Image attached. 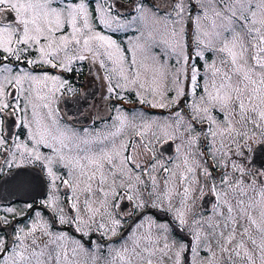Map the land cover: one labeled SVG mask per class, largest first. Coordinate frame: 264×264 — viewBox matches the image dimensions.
<instances>
[{
    "label": "snow or ice",
    "instance_id": "obj_1",
    "mask_svg": "<svg viewBox=\"0 0 264 264\" xmlns=\"http://www.w3.org/2000/svg\"><path fill=\"white\" fill-rule=\"evenodd\" d=\"M217 3L223 8L213 10L207 30L201 27L200 16L191 18L195 33L189 41L184 0L173 5L175 16L171 20L136 0L126 18L114 12V3L109 0H0V149L5 153L6 166L12 169L40 162L52 189L43 206L51 209L59 223L72 225L82 237L97 232L111 239L119 234L125 216L146 206L171 215L175 223V234L169 223L151 219L146 234L139 231L143 223L130 225L124 243L118 248L108 247L105 264H218L220 259L226 264H264V179L255 197L237 199L235 206L226 199L229 191L247 195L241 187L242 177L254 167L250 162L257 145L264 152V0ZM203 18L208 19L207 13ZM129 29L136 35L128 39L127 46L114 38ZM207 51L217 54L219 64L215 60L208 63ZM196 60L204 61L202 83ZM83 61L103 69L107 90L117 99L126 100L117 89L124 91L131 86L141 104L175 107L171 123H163V135L152 132V138L144 142L156 121L140 114L129 116L121 108L116 109L115 131L104 135L92 137L60 125L52 108L55 95L65 88L70 93L74 89L61 76L47 72L37 75L36 71L50 68L72 72L73 65ZM48 82L52 87L44 91L41 85ZM40 107L47 110L48 122L38 112ZM29 108L31 121L27 119ZM217 114H222V119ZM9 117L13 118L10 127H15L19 118L27 128V141H20L18 136L13 141L6 127ZM197 122L207 124L215 149L213 159L217 153L228 155L221 152L225 139L237 145L229 151L242 157L243 163L224 165L240 174L235 183H229L230 176L225 173L220 184L227 185V190H218L210 183L212 173L196 159L203 153L186 152L182 172L177 171L181 164L169 168L155 161V145L161 141L181 138L188 148H195L200 139ZM129 127L139 137V151L136 142L130 145V138L118 141ZM9 141L13 147H5ZM42 147L50 154L42 152ZM56 166L67 169L66 178L54 171ZM157 168L165 174L162 188L152 174ZM256 174L264 177L259 170ZM23 175L9 174L5 183L24 186ZM57 181L69 190L67 207L76 213L68 219L56 193ZM248 187L255 190L256 182L249 181ZM206 191L227 207V216L218 211L222 228L211 218H197L196 204ZM177 194L180 200L174 204ZM36 216L27 231L17 229L7 241L0 237V264H79L75 257L89 249L67 233L53 232L55 221L49 223L39 212ZM4 223L6 219L0 218V227ZM69 244L73 245L71 256ZM91 244L95 261L103 243ZM202 251L206 255H201Z\"/></svg>",
    "mask_w": 264,
    "mask_h": 264
},
{
    "label": "rangeland",
    "instance_id": "obj_2",
    "mask_svg": "<svg viewBox=\"0 0 264 264\" xmlns=\"http://www.w3.org/2000/svg\"><path fill=\"white\" fill-rule=\"evenodd\" d=\"M150 1H152V0H150ZM199 1H200L201 12L199 13L200 15L199 14L198 15L201 17V27L203 29L207 30L208 26L210 25L211 20L214 17V11L213 10L214 9L215 10H219V9L223 8V5L217 3V0H199ZM68 2L71 3L72 1L68 0ZM152 2L155 4L154 1H152ZM138 3H143L146 8L151 9L152 12L156 13L155 6L149 4V0L142 1V2L139 1ZM184 3L186 5L185 22H186V24L188 26L187 35H188V38H189V33H191V32L195 33V29L194 30L190 29L189 22H188V20H189L188 16H189V14L191 12L190 2H189V0H184ZM120 13L123 15L122 18H126L129 12L121 11ZM205 13H207V16H208L207 20H205L203 18ZM156 14L159 17H167L169 20L174 18V17H170L168 14H164V15H159L158 13H156ZM217 22L219 23V20ZM156 27L158 29L160 28L159 25H157ZM194 33H192V34L194 35ZM134 35H136V33L133 30L129 29L127 32L116 33L114 38L118 39L119 41L124 42V45L127 46L128 39L132 38ZM189 41H190V39H189ZM189 50H191V49H189ZM205 56H206V58L208 60V63H211L212 61L215 60L217 62V64H219V60H218V57H217L216 53H213L211 51H207V52H205ZM87 62H89V61L77 62L76 64L73 65L74 70H78L80 72H83V69L80 68V67H85V68L88 67ZM196 64L201 69L202 75L200 77V80H201V83H202L203 80H204L203 72L205 70L204 61L203 60H196ZM90 65H91V67L93 69L92 73H91V77H90V81L93 82V86H92L93 89H92L91 93H93L95 90H97V94L99 93V96H100V101H99V103L97 105L94 106V110L100 116L105 117V116L111 115L110 111H113V114L111 116L116 117V115H117L116 109L117 108H121L129 116H131L133 114H140V115H143L146 118H149V119H152V120L156 121V123H154L152 125L151 129L148 131V133L146 135V138L148 140H150L152 138V132H156L158 135H163V128H162L163 123L165 121L171 123V121L173 119L172 114L176 111L175 107L168 106V107H164V108H160V107L153 108L147 103H145V105H141L140 99L137 97L135 90H133V88L131 86H130V88L128 90H124V91H121L120 89L116 90L117 92H120V94L122 96L126 97V100H119V99L116 98V96L114 94H111V93L108 92L107 89L109 87V83H108L107 80L102 78L104 76L103 69H101L96 64L90 63ZM41 70H44L45 72H48L51 75L61 76L62 78L67 79L69 81L68 78L63 77V74H62L63 72L61 73V71H58V72H55L54 70L50 71V68H45V69H41ZM44 71L40 72L39 70H37L36 74L37 75H41V74L44 73ZM114 82L115 81H113V83ZM51 87H52L51 82H48V84L46 86L43 85V84L41 85V88L44 91H47ZM75 91L76 90L74 89V91H72V92H75ZM198 91H200V90L198 89ZM198 94H199V92H198ZM62 95H65V90H63V91L61 90V92L56 93L55 102L52 104V108L54 109V117L56 118L57 122L60 125H62V124L59 122V119H60L59 117L65 115V111L62 114L60 109H61V107L64 109V102L66 100V99L63 98ZM96 97H97V95L95 96V99H96ZM191 100H192L191 96L187 97V101L191 102ZM92 101H94V99ZM20 102L23 103V98L21 99ZM34 102H36L37 104L41 103L39 101H34ZM60 103H62V104L60 105ZM151 108H153V110H155V111L147 112L148 110H151ZM162 109H163V111H162ZM38 112L41 113V115H44L45 116V122H48L47 118H46L47 110L43 109L42 107H40V108H38ZM162 112H164L166 115H163ZM217 115L222 119V114H217ZM27 119L29 121H31V119H32L31 108H29V111L27 113ZM114 122H115V119H114L112 124L104 123L101 126V129H99L97 131L89 130L90 131L89 134L92 137H95L97 133H99L101 135H104L106 133L115 131V127L113 126L115 124ZM204 125H207V124L206 123L202 124V123H199V122H197L195 124L196 133L200 137L199 143L195 146V148H191V149L188 148L186 142L183 141L181 138L169 139V140H167V142L172 141L174 143V145L177 147V149H179V150H177L178 152L175 155L173 161L167 162V160H166L167 157H164L166 154L162 156L159 153L160 151H157L156 147H155V153L157 152V156L155 157V161H158V162L168 166L169 168H174V166L176 164H181L180 169H177V171L178 172H182L183 171V165H182L181 162H182V160L184 158L185 153L188 152V151H192V152H197L198 151L199 153H201L199 148H200L201 143H202V136L205 135V134H207L208 137L210 136L209 132H206V131L203 130ZM62 126H64V125H62ZM182 131H183V129H181V132ZM133 135H134V131H133L132 127H129L127 129H125L123 134L118 138V141L121 140V139H128V138L131 139ZM216 139H217V143H218L220 138L217 137ZM167 142H164V143H167ZM242 142L243 141H241V143ZM161 143H163V141H161ZM161 143H159V144H161ZM208 144H209V147L211 149V154H212V152L215 149H214V146H213V143H212V137L211 136H210V142ZM236 147H237L236 144L230 143V142L227 141V139H225V147H224V149L221 150V152H227L228 155L227 156H222L220 153H217V156H216L217 159H218V163H219L220 167L223 169V174H221V173H219V174L222 176V178H224L225 173H228L229 176H230L229 183H235L237 178L240 176V174L237 173V172H233L230 167H225L224 165L225 164H230L233 161H235L238 164H242L243 163L242 157H240L238 155H232V152L229 151V149H233L234 150V149H236ZM137 151H139V146L138 145H137ZM196 159H199L200 163L204 167H207L208 170L210 171V166L207 164V161L204 160L203 156H198V157H196ZM146 160H147L146 156L142 157V169H143V167L145 165ZM244 166H245L246 169H248L247 165H244ZM54 171H56L57 174L60 175L61 177L66 176V173H67V169H64V168L59 167V166L54 167ZM161 172H162V169L157 168L155 170V172H153L152 174L156 176V179L158 181V187L162 188L163 185L160 184L162 182V174H161ZM200 179H201V183H203V176L202 175L200 176ZM242 179H243V184L241 185V187H242L243 191L247 193V195L246 196L243 195L240 191H229L228 192V196L226 197V199L231 204H233V206L236 205V200L237 199H243V200L247 201L249 199V197H255L256 193L259 191L260 182L258 181V178L254 175V172L251 171V169H248L245 172V174L242 177ZM248 179H250V181H255L256 182L255 190H253V189L248 187V182H247ZM211 180H212V178H211ZM177 183H178V180H177ZM216 186H217L218 190H227V185H221L220 183H218ZM94 187H95V185H94ZM206 194H207V191L205 192V195ZM98 195L99 194L94 196L93 199H97ZM145 195H147V189L145 190ZM82 200H83V196H81V201ZM179 200H180V196L177 194V195L174 196L173 203L174 204H178ZM199 201L200 200L197 201L196 209H195V211L197 213V218H203L204 220H208V219H206L205 217H203L201 215L203 212L200 209ZM125 204H126V202H125ZM81 207H82V203H81ZM121 207L123 208L124 205L122 204ZM147 208H148V206H146L142 211H138L137 212V213L143 212V213H141L143 215L142 216L143 219H142V221H140V223H143L144 227L139 229L141 234H146L147 233V230H148L147 221H148V219H151V220H153V221H155L157 223H169L172 226V228L174 230V234H175V227L176 226H175V223H174L171 215L166 214L164 212H161V211H159L158 209H155V208H154L155 209V213H153L154 215L153 214L146 215L144 213V210H146ZM129 209H130V207H129ZM38 212L41 214L43 219H45L41 211L35 212V214L29 220L26 221L27 223H24L22 225V227L25 229V231L28 230L27 226L30 225L33 221H35L37 219L36 213H38ZM223 212H224V215L227 216V207L226 206H224ZM127 217L128 216H125L123 218L124 222L122 224L121 230L124 229L127 226L126 225L127 224V219H126ZM97 220H99V217H97ZM217 223L221 225V228L223 227V218L221 216H219V215H218L217 220L215 221L214 224H217ZM197 227H199V225H197ZM205 229H207V225H205ZM152 231L155 232L156 231L155 228H153ZM219 231H220V229H217V232H219ZM238 231H239V229H238ZM53 232L66 233V232H62V231H57L56 229H54ZM93 233L94 232H92L91 234H93ZM119 233H120V231H119ZM67 234L69 236L73 237L75 240H79V241L82 242L81 238L75 237V236L71 235L70 233H67ZM90 235L84 237L87 240V242L85 244L82 242L84 244L85 248L89 249V251L88 252H80L75 257L76 261H78L79 264H105L106 256L103 255L102 249L100 250V252L95 253L96 259H95V261L93 260L92 253H93V250H94V245H92V244L89 245L90 244V241H89ZM225 235H227V230H225ZM116 236L118 237L119 234L116 235ZM237 239H239V236H237ZM95 242L97 243V241H95ZM122 243H124V240L121 241L119 243V245H117L115 247H117V248L120 247V245ZM142 244H143V242H142ZM72 247H73V245H71V244L68 245L70 256H71V248ZM213 247L215 248V241H213ZM249 247H251L250 244H249ZM107 252H108V247H107ZM218 258H219V253H218ZM166 264H170V261H166ZM218 264H226V261L220 259L218 261ZM257 264H259V261H257Z\"/></svg>",
    "mask_w": 264,
    "mask_h": 264
},
{
    "label": "flooded vegetation",
    "instance_id": "obj_3",
    "mask_svg": "<svg viewBox=\"0 0 264 264\" xmlns=\"http://www.w3.org/2000/svg\"><path fill=\"white\" fill-rule=\"evenodd\" d=\"M139 1L142 2V1H146V0H136L137 3ZM152 1H154L155 4ZM152 1L149 0V4L155 6V11L159 15H164V14L169 15L171 13V16L169 15L170 17L175 16V13L173 11V5L177 2V0H152ZM109 2L114 3V12H117V11L118 12H121V11L131 12L132 7H133V0H109ZM189 2H190V6H191V12L188 16V18H189L188 22H189L190 29L194 30L195 26H194L193 20L191 18L196 17L201 12L200 1L197 2V0H189ZM192 33H194V32L189 33V39L190 40H191V37L193 36ZM87 65H88V67H86V68L80 67L83 69V72H80L78 70H74L72 72H63V73L61 72L63 74V77H66L69 79L70 86L76 90L75 92L70 93V92H68L67 88L63 89V90H65V95H62L64 99L74 98V97H84V96H88L89 98H91L92 96L94 97L97 95L96 99L94 97V101H92V100L87 101V103H90L89 106L78 117L71 115V114H74L76 112L75 109H77V107L76 108L70 107L69 110H66L65 107H64V109L62 107L60 109L62 114L65 111V115L59 117L60 118L59 122L62 125L68 126L69 128L75 130L76 132H78L80 134H84L85 132L89 133L90 132L89 130L97 131V130L101 129V126L104 123L112 124L114 119H115L114 116H111L113 114V111H110L111 115L103 117V116H100L94 110V106L97 105L100 101V96H99V93L97 94V90H96V95H95V93L90 94V92H92V89H93L92 88L93 82L90 81V77H91V73H92L93 69H92L89 62H87ZM51 70H54L55 72L59 71L56 69H50V71ZM39 71L41 72L44 70L39 69ZM187 102L189 103L190 101H187ZM181 103H182V105L185 104V100H182ZM61 104L62 103H60V105ZM143 105H145V104H143ZM153 111H155V110H153V108H151V110H148L147 112H153ZM162 111H163V109H162ZM162 114L166 115L164 112H162ZM79 120H82L83 122H81V123L76 122ZM114 123H116V121ZM203 130L208 132V128L203 129ZM17 136L19 137L20 141H27V139H28V130L26 127L22 126L19 123V118H17V120H16V126L14 128V133L12 134L13 141L16 140ZM210 136L208 137L207 134L202 136V143H201L199 150L201 153L204 154L203 155L204 157H206V158L210 157V159L208 160V164L210 165V172L212 173V180H210V183L217 185L218 183H220V181L222 179V176L219 173L223 174V169L220 167L217 157L215 159H213V156L211 154V149H210L209 144H208L210 142ZM134 141L137 143L138 146L140 145L139 137H136L135 135H133L132 138L130 139V145H131V142H134ZM147 141H148V139L145 137L144 142H147ZM163 143L155 145L157 151H159L160 148L165 144V143L164 144ZM212 143H213V139H212ZM5 147H13L12 142L9 141ZM175 149L177 150L176 146H175ZM41 151L44 152L45 154H50V150H48L46 148L42 147ZM156 156H157V152L155 153V157ZM5 159H6V156H5L4 151L2 149H0V167L3 168V175H0V181L8 173L21 169V173L24 174L22 179H24L27 182L24 186H22V188H25V187L33 188L32 186L35 185V181L38 182V177L34 181V179L30 178L29 175L26 174L27 169H32V170H35V172H41V174L43 176L42 177L40 175L42 178L41 184H43V178H44V182H45L46 187H47V193H46L45 197L37 198L36 200L30 201V202L16 200V199H21L20 196H19L20 198H13V199L10 198L9 201H12V202H10L8 204L3 203V201H4V200H2L3 195L0 194V218L6 219V223H4L2 227H0V237H3L6 241L10 237H14L17 233V229L23 228L22 225L24 223H27L26 221L29 220L35 214V212L41 211L45 220L49 221V223H52L53 221H55V223H52V228H51L52 231H54V229H56L57 231L70 233L71 235H73L75 237L81 238L82 242L85 244L87 242L86 238L82 237L80 233L76 232L75 228L72 225H70L68 223H64V224L59 223L58 218L53 215L51 209H47L43 206L42 201L48 199V197L51 195L52 189L50 187V178L47 176L46 171L43 168V166L41 165V163L40 162H34L31 164L23 163L22 165L20 164L19 167H13L12 169H9L5 164ZM166 160L168 161V158H166ZM17 163H20L19 159H17ZM250 163H252V160ZM149 167H150V165H149ZM250 169H251V171L254 172V175L258 178V181L261 183V180L264 179V177H258L256 173H257V170H259L261 172H263V171L258 169V168H255V167L254 168L252 167ZM64 177L66 178V176H64ZM249 181H250V179L247 180V182H249ZM160 184L163 185V182H161ZM12 185H13V183H12ZM37 189H38V186L36 185L35 186V192L33 190L32 192H30V194H27L26 190L22 189L23 192L25 193V195H23V196L25 198H28V197H30L31 194L33 195V193H35V195H36ZM56 193H57V196L59 197V199L61 201V206L64 208V212L67 214L66 219L76 215L75 210H70L67 207V204L69 202L70 193H69V190L66 189L63 186V184L60 183V181H57ZM207 196H212V195L206 194L203 197V199ZM212 197H214V196H212ZM203 199L199 201L200 209L203 212L201 215L203 217H205L206 219L211 218L212 219L211 222L215 223V221L217 220V217H218V211H223L224 205L222 204L221 201H217L215 198L214 202H212L210 204L209 208H207V207L203 206ZM13 200H16V201H13ZM129 207H131L130 204H129ZM8 208H12L13 212H8L7 211ZM148 209H149V207L146 210H144V212L147 211ZM137 212H135L133 215H130L126 218L127 224L129 223V221H131L132 219L138 217L141 213H143V212H140V213H137ZM145 214L149 215V214H153V212H145ZM140 221H142V219H140L139 222ZM195 227H197V225ZM205 230H207V229H205ZM122 232H123V229L122 230L120 229L119 236L121 235ZM38 235H39V233H38ZM179 235L184 236L185 234L180 233ZM119 236L118 237L114 236L112 239H107L103 236H100L99 233L94 232L89 237V241H90L89 245H91L92 241H97V243L102 242L103 243V247L101 248L102 253L104 256L108 257L107 247L119 245V243L122 240L112 242L113 239H117V238H119ZM44 239H47V237H44ZM201 255H206V252L202 251Z\"/></svg>",
    "mask_w": 264,
    "mask_h": 264
},
{
    "label": "water",
    "instance_id": "obj_4",
    "mask_svg": "<svg viewBox=\"0 0 264 264\" xmlns=\"http://www.w3.org/2000/svg\"><path fill=\"white\" fill-rule=\"evenodd\" d=\"M94 93L96 95V90L94 91ZM93 99H94V97L92 96L90 98V100H93ZM89 104L90 103H87V102L82 103L81 99L75 98V99L66 100L65 101V108H66V110H69L70 107H74V108L77 107V109H75L76 112L74 114H71V115L78 117L84 112V110L89 106ZM76 122L81 123L83 121L79 120ZM12 123H13L12 117L6 121V127L9 128V131L11 132V134L14 133V128H15V127H10L12 125ZM259 147H257V149L255 150V154L253 156V160H252L251 164L254 165L255 168H258L264 172V167H262V165H264V152L259 151ZM173 149H174V144L171 142V143L167 144L165 146V148L162 149V151L164 150L163 151L164 154L168 153L169 155H172ZM16 173H21V169L8 173L0 181V194L4 196L2 199V200H4L3 203L8 204V203L12 202V201H9L10 198L13 199V198H20L21 197V199H16V200L30 202V201L36 200L37 198H43L45 196L46 188H45L44 182H43V184H41L42 178H41V176H40L41 174L39 172H35L32 169L26 170V174H28L30 178L34 179V181H35V179L38 177V182H39L38 183L35 181V185L33 186L34 192H35V186L36 185L38 186L36 195H35V193H33V195L31 194L30 197H28V198L21 196V186H18L16 184L12 185V183H5V180L8 178L9 174L15 175ZM16 200H13V201H16ZM211 203H212V198H209L207 196L203 199V206L209 208ZM142 216H143L142 214L139 215L133 222H131V224H129L128 229L121 235L120 238H123L125 236V234H127L129 232L130 225L137 223L142 218Z\"/></svg>",
    "mask_w": 264,
    "mask_h": 264
},
{
    "label": "bare ground",
    "instance_id": "obj_5",
    "mask_svg": "<svg viewBox=\"0 0 264 264\" xmlns=\"http://www.w3.org/2000/svg\"><path fill=\"white\" fill-rule=\"evenodd\" d=\"M22 189L23 190L25 189L27 194H30V192L33 191V188H29V187L22 188V186H21V196L25 195V193L23 192ZM2 197H4V196H2Z\"/></svg>",
    "mask_w": 264,
    "mask_h": 264
}]
</instances>
